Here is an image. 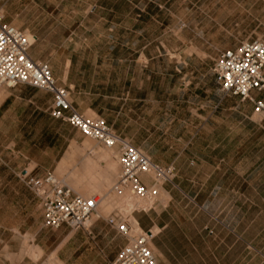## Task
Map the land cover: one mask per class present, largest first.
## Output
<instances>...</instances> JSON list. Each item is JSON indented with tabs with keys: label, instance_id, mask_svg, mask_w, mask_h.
Here are the masks:
<instances>
[{
	"label": "crops",
	"instance_id": "obj_1",
	"mask_svg": "<svg viewBox=\"0 0 264 264\" xmlns=\"http://www.w3.org/2000/svg\"><path fill=\"white\" fill-rule=\"evenodd\" d=\"M143 71L149 75L135 85L137 98L129 93L92 95L73 79L71 67L53 77L69 90L76 111L105 116L114 134L152 163L173 167V178L160 185L167 203L160 195L155 207L134 218L142 230L159 231L151 246L154 252L164 256L174 226L181 225L186 227V249L199 250L201 235L204 249L218 264L232 248L227 244L264 252V113L255 115L252 102L224 95L207 67L193 68L184 83L185 89L194 85L192 100L186 92L180 94L175 82H164L156 69L144 66ZM262 92L253 91L250 97L264 102ZM185 95V113L177 111L170 119V124L184 125L183 133L176 130L162 137L154 122L147 125L146 116L154 111L147 110L149 99L167 97L171 108L178 109ZM52 101L51 93L29 86L0 88V264H37L39 260L31 258L33 248L39 249L41 261L54 255L60 264H106L107 258L113 262L125 243L106 221L117 207L86 230H49L43 227L38 197L25 184L26 179L51 175L72 194L89 198L104 197L117 179L112 169L118 162L117 148L106 149L51 118ZM100 101L106 113L100 112ZM140 180L152 184L147 176Z\"/></svg>",
	"mask_w": 264,
	"mask_h": 264
},
{
	"label": "rangeland",
	"instance_id": "obj_2",
	"mask_svg": "<svg viewBox=\"0 0 264 264\" xmlns=\"http://www.w3.org/2000/svg\"><path fill=\"white\" fill-rule=\"evenodd\" d=\"M0 12L6 23L37 37L30 49L32 58L47 63L54 77L71 67L73 79L92 95L129 93L137 98L140 91L135 85L149 75L143 71L147 66L160 72L164 82H175L182 89L180 94L186 92L192 100L194 85L185 89L184 83L193 68L212 69L221 51L234 49L247 39L264 38V0H0ZM187 95L180 97L178 109L171 108L167 97L160 101L148 98L147 110L154 111L147 114V125L154 122L162 137L183 133L184 125L170 124V119L177 111L186 110L182 101ZM106 109L100 101V112ZM84 115L105 120L92 112ZM86 145L94 143L87 141ZM114 164L117 178L120 169L118 162ZM111 188L104 190L102 199L109 203L107 212L117 207L129 220L135 218L140 211L127 212L124 200ZM160 193L159 185L152 207L160 201ZM173 230V241L164 256L159 250L153 252L157 264H218L204 249L201 235L199 250L191 251L186 249V227L174 226ZM231 246L219 264H264V252L227 244ZM32 253L31 258L39 260L37 264H60L54 255L41 261L38 248ZM111 262V258L106 259V264Z\"/></svg>",
	"mask_w": 264,
	"mask_h": 264
},
{
	"label": "built area",
	"instance_id": "obj_3",
	"mask_svg": "<svg viewBox=\"0 0 264 264\" xmlns=\"http://www.w3.org/2000/svg\"><path fill=\"white\" fill-rule=\"evenodd\" d=\"M36 39L34 35H27L6 23L0 12V88L25 85L51 93V118L69 124L106 149L117 148L120 171L111 191L118 195L127 191L137 199L155 202L158 186L173 178V167L152 163L140 150L114 134L102 118L87 117L76 111L70 103L69 90L57 84L49 65L30 56ZM212 72L224 95L252 102L255 115L264 113V102H254L250 97L253 91H264V38L247 39L234 49L221 51ZM141 176L149 177L152 184L142 183ZM25 184L40 201L44 228L55 230L66 226L75 231L90 227L89 221L96 215L100 196L86 198L72 194L51 175L43 179H26ZM106 221L126 241L111 264H157L150 249L155 235L150 230H142L138 223L131 224L118 209Z\"/></svg>",
	"mask_w": 264,
	"mask_h": 264
},
{
	"label": "bare ground",
	"instance_id": "obj_4",
	"mask_svg": "<svg viewBox=\"0 0 264 264\" xmlns=\"http://www.w3.org/2000/svg\"><path fill=\"white\" fill-rule=\"evenodd\" d=\"M26 33V32H25ZM27 34V33H26ZM29 35V34H27ZM114 163L112 164V169L113 171L115 170V167H114ZM111 167V166H110ZM109 167V168H110ZM120 169V168H119ZM120 171V170H119ZM119 175V174H118ZM158 193H159V186H158ZM159 195V194H158ZM110 197V196H109ZM108 197V198H109ZM103 199V197H101V200ZM110 199V198H109ZM120 199L121 200H124L123 202H125V209L128 210L127 212H130L132 213V211H140V210H147L148 208L154 206L155 202H149V201H146V200H143V199H137L133 196H131L127 191H124L121 195H120ZM161 199L162 201H165L166 198L164 199L163 195L161 194ZM109 203L104 199V201H100L99 205L97 206L96 208V215L93 216L91 218V220L89 221V223L91 224L96 218L98 217H102L106 215V212L109 208ZM124 209V208H123ZM102 213H101V212ZM108 213V212H107ZM131 224H136L137 221L132 218L131 220H129ZM157 232V229H154V232H152L153 234ZM152 244L150 245V249L152 250V252H154V249L151 247Z\"/></svg>",
	"mask_w": 264,
	"mask_h": 264
}]
</instances>
